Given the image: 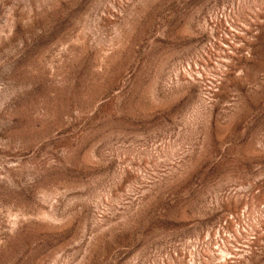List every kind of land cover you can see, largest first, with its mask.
Masks as SVG:
<instances>
[{
    "label": "rangeland",
    "instance_id": "1",
    "mask_svg": "<svg viewBox=\"0 0 264 264\" xmlns=\"http://www.w3.org/2000/svg\"><path fill=\"white\" fill-rule=\"evenodd\" d=\"M0 264H264V0H0Z\"/></svg>",
    "mask_w": 264,
    "mask_h": 264
}]
</instances>
